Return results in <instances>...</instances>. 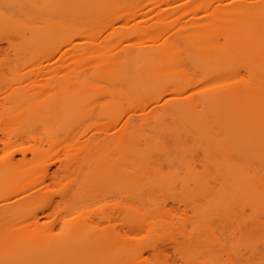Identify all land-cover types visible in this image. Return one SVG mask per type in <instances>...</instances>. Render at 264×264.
Here are the masks:
<instances>
[{"label":"bare ground","instance_id":"bare-ground-1","mask_svg":"<svg viewBox=\"0 0 264 264\" xmlns=\"http://www.w3.org/2000/svg\"><path fill=\"white\" fill-rule=\"evenodd\" d=\"M0 38V264H264V0H0Z\"/></svg>","mask_w":264,"mask_h":264},{"label":"rangeland","instance_id":"rangeland-1","mask_svg":"<svg viewBox=\"0 0 264 264\" xmlns=\"http://www.w3.org/2000/svg\"><path fill=\"white\" fill-rule=\"evenodd\" d=\"M8 14H14L15 12L13 10H7L6 11ZM0 59H14V55L12 54V52H10L9 50V46L8 43L3 40L2 38H0ZM3 137L2 135V131H1V125H0V139ZM188 149L190 151H193V153L198 152L197 150V146L196 144L190 140L188 141L187 145L183 147V149ZM4 149V146L2 144H0V156L3 155V153L1 152ZM169 152L173 155V158H180L178 151L181 150L180 145H178L176 142L170 140L169 142ZM197 151V152H196ZM181 159V158H180ZM249 232L254 236L255 238V247L260 248V250L262 251V256H263V260H264V233H260V231H258L257 229H255L254 227H251L249 229ZM259 261H252L248 264H259Z\"/></svg>","mask_w":264,"mask_h":264}]
</instances>
